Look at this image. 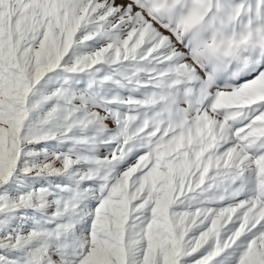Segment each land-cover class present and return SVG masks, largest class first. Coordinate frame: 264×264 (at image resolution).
Masks as SVG:
<instances>
[{
  "label": "snow or ice",
  "instance_id": "6c2138e0",
  "mask_svg": "<svg viewBox=\"0 0 264 264\" xmlns=\"http://www.w3.org/2000/svg\"><path fill=\"white\" fill-rule=\"evenodd\" d=\"M0 264H264V0H0Z\"/></svg>",
  "mask_w": 264,
  "mask_h": 264
}]
</instances>
